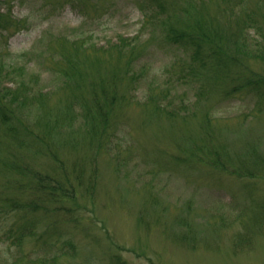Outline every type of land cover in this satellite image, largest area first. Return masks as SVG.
<instances>
[{
  "label": "rangeland",
  "instance_id": "374dc122",
  "mask_svg": "<svg viewBox=\"0 0 264 264\" xmlns=\"http://www.w3.org/2000/svg\"><path fill=\"white\" fill-rule=\"evenodd\" d=\"M84 1L0 0V12L6 15L0 19L3 85L11 86L9 79H15L17 69L21 68V77L24 71L25 77L50 88V79L54 76L51 69L60 57H50L48 51L58 37L80 38L88 45L105 46L121 35H134L142 24L132 0ZM200 1L203 14L226 23L222 18L226 7L222 3L227 0ZM230 1H242L246 9L252 10L264 0ZM204 2H207V12ZM85 4L97 7L92 18L84 19L74 9L75 5ZM200 10L201 7H196L192 12ZM227 33L236 35L237 29L232 25ZM248 33L257 37L252 29ZM158 51L161 52L150 59L153 61L150 67L152 73L164 79L162 65L173 56L169 48ZM249 68L255 75H264L261 61L251 60ZM151 79L148 75L147 81L139 86L136 92L139 100L152 83ZM186 90L183 100L187 101L188 97L194 100L198 87L190 83ZM239 98L219 106L212 99L198 106V115L185 120L152 118L146 110L134 105L118 111L119 120L122 118L118 125L120 143L124 148L116 155L102 153L97 158L99 176L94 199L89 201L76 186L72 188L76 195L74 201L60 197L48 207L49 210L65 207L66 213L74 206L79 209L77 230L68 223L58 227L61 230L58 234H64V239L76 245V255H59L53 264H109L112 256L125 264H264V104L258 107L260 113L249 116L255 99L243 92ZM171 99L167 107L186 105L181 103V97ZM205 109L212 113L210 128L202 125ZM203 132L210 133L213 146L226 147L231 155L227 172L195 170L185 168L184 163H173L174 158H190L187 156L192 148L187 142L203 138ZM3 133L0 126L1 156L10 153L13 161L52 172L53 164L35 152L36 145H29L28 151L26 147L18 149L9 144ZM251 145L253 154L260 160L250 164L246 171L239 165L238 155L251 156ZM74 155L69 152L62 156L70 164ZM210 161L202 158L201 163L210 165ZM145 169L154 172L149 175ZM250 173L253 175L248 178L242 176ZM10 220L19 223L15 228L20 225L15 222L18 218ZM3 223L0 221V254L4 245H13L20 232L16 230L11 237L4 238ZM41 238L44 239L43 235ZM37 241L30 238L25 242L26 255H18L17 264L51 261L55 254L53 248Z\"/></svg>",
  "mask_w": 264,
  "mask_h": 264
},
{
  "label": "trees",
  "instance_id": "16d2710c",
  "mask_svg": "<svg viewBox=\"0 0 264 264\" xmlns=\"http://www.w3.org/2000/svg\"><path fill=\"white\" fill-rule=\"evenodd\" d=\"M259 2L252 10L246 9L242 1L220 2L226 7L221 16L226 22L223 24L202 13L200 0H132L142 21L134 35H121L116 41L98 47L80 38L58 37L48 51L50 57H60L51 69L54 76L50 88L25 77L23 71L25 80L20 76L21 68L17 69L15 79H9L11 86L3 85L0 77V126L5 138L11 146L26 147V151L29 145H36L35 152L53 164L52 172H42L24 162L13 161L10 153L0 155V221L4 222L1 228H6L2 232L4 238H9L16 230L20 231L13 245H4L0 264H17L15 258L26 255L25 242L30 238L53 248L52 264L59 255H76V245L64 239V234H58L61 231L58 227L68 223L77 230L79 209L74 206L66 213L65 207L52 210L48 207L60 197L74 201L72 188L76 186L89 201L94 199L99 176L97 158L102 153L116 155L124 148L118 129L122 118L119 120L117 115L123 107H140L152 118L185 120L198 115V106L212 99L219 106L240 99L243 92L255 99L249 116L260 113L258 107L264 104V75H255L249 68L251 60L264 63V1ZM206 6L204 2L205 10ZM196 7L201 10L193 13ZM74 9L84 19L92 18L91 14L98 11L94 5L86 4L75 5ZM5 16L0 12V19ZM232 25L237 29L236 35L227 33ZM251 29L256 38L249 35ZM163 48H169L173 56L162 65L164 79L152 73L150 67V59ZM148 75L152 83L139 100L136 92ZM190 83L198 87V93L194 100L188 97L185 101L183 96L187 95ZM172 96L181 97V103L186 105L167 107L173 101ZM201 117L203 127L210 128L211 111L205 109ZM209 134L203 132V138L188 141L192 148L187 156L190 158H174L173 163H184L185 168L195 170L227 172L231 155L226 147L213 146ZM131 147L130 151L136 153ZM250 151L251 156L238 155L239 165L246 171L250 164L260 160L253 154L252 145ZM69 152L75 155L74 161L67 164L62 155ZM202 158H210V165L202 164ZM146 171L149 175L154 172ZM12 217L20 222L17 228L15 225L19 223L14 224ZM28 256L31 258L29 253ZM108 263L125 264L115 256Z\"/></svg>",
  "mask_w": 264,
  "mask_h": 264
}]
</instances>
